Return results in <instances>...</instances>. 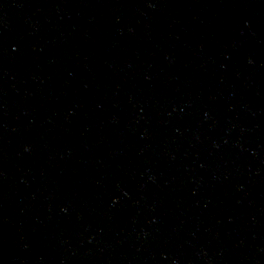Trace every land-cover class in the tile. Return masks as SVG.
I'll use <instances>...</instances> for the list:
<instances>
[{
    "label": "water",
    "instance_id": "water-1",
    "mask_svg": "<svg viewBox=\"0 0 264 264\" xmlns=\"http://www.w3.org/2000/svg\"><path fill=\"white\" fill-rule=\"evenodd\" d=\"M0 264H264V0H0Z\"/></svg>",
    "mask_w": 264,
    "mask_h": 264
}]
</instances>
